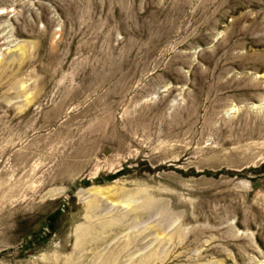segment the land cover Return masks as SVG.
Returning <instances> with one entry per match:
<instances>
[{
  "label": "rangeland",
  "instance_id": "rangeland-1",
  "mask_svg": "<svg viewBox=\"0 0 264 264\" xmlns=\"http://www.w3.org/2000/svg\"><path fill=\"white\" fill-rule=\"evenodd\" d=\"M103 259L264 264V0H0V264Z\"/></svg>",
  "mask_w": 264,
  "mask_h": 264
},
{
  "label": "bare ground",
  "instance_id": "bare-ground-1",
  "mask_svg": "<svg viewBox=\"0 0 264 264\" xmlns=\"http://www.w3.org/2000/svg\"><path fill=\"white\" fill-rule=\"evenodd\" d=\"M97 191H98V192H96V193L99 194V193H100V190H97ZM93 192H94V191H93ZM125 202H126V200H125ZM110 226H111V225L104 226L103 229H104V228H105V229H109ZM79 236H80V235H79ZM83 236H84V235H83ZM87 236H88V235H87ZM89 237H90V236H89ZM95 237H98L97 234L95 235ZM78 242H79V241H78ZM101 264H109V263H108V261H105V260L103 259V260H101Z\"/></svg>",
  "mask_w": 264,
  "mask_h": 264
},
{
  "label": "water",
  "instance_id": "water-1",
  "mask_svg": "<svg viewBox=\"0 0 264 264\" xmlns=\"http://www.w3.org/2000/svg\"><path fill=\"white\" fill-rule=\"evenodd\" d=\"M50 223V222H49Z\"/></svg>",
  "mask_w": 264,
  "mask_h": 264
}]
</instances>
